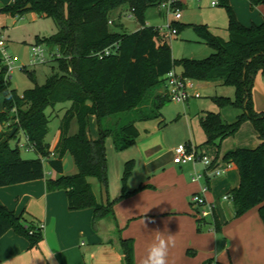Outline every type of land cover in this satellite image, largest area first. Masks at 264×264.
Returning <instances> with one entry per match:
<instances>
[{
  "label": "trees",
  "instance_id": "obj_1",
  "mask_svg": "<svg viewBox=\"0 0 264 264\" xmlns=\"http://www.w3.org/2000/svg\"><path fill=\"white\" fill-rule=\"evenodd\" d=\"M160 1L19 0L0 8V12L12 16L21 17L32 11L52 18L58 30L51 36L38 37V44L60 54L51 59L58 64L59 71L53 72L45 84L35 81L32 88L20 94L12 87L9 67L0 52V126L4 131L16 128L0 141V187L45 178L44 162L48 159L59 174L57 178H47L48 191L66 190L71 210L94 208V224L107 216H115V202H100L89 178H97L102 188L108 190L107 139H112L117 151L136 144L141 135L138 122L162 116L161 107L170 99L167 89L165 94L158 93V89L166 85L167 74L180 64L186 77L203 82L221 81L236 88L235 99L214 98L221 108L240 111L234 121L225 120L221 112L208 111L200 123L207 136L205 144L218 147L223 140L234 136L246 121L253 123L261 143L253 149L230 151L224 159L235 163L240 171V185L232 190L236 217L260 206L264 221V112H257L253 102L256 78L260 72L264 75V22L245 26L230 0H218L228 12L229 39L217 35L207 25H195L199 35L215 52L204 59L177 61L171 45L161 40L158 28L147 23L148 9L157 7ZM249 1L253 7L264 5V0ZM29 4L31 8L27 9ZM125 7L140 23V28L131 33L112 30V26H120L113 17L120 19ZM174 24L179 29L184 27L179 22ZM116 42L119 43L117 54L103 59L95 55ZM67 103L70 105L65 106ZM59 105L65 113L59 126V140L52 149L46 140L52 117L48 110H55ZM93 116L97 118V138L91 131ZM75 119L79 129L71 135ZM22 134L33 145L36 158L22 157L19 142ZM12 138L19 140L14 148L10 146ZM67 154L75 161L76 173H64L63 159ZM134 168V160L126 163L124 190ZM129 194L125 192L123 196ZM39 225L24 213L18 215L0 204V238L13 229L26 237L33 247L43 238ZM220 228L216 222V229ZM120 245L125 264H136L134 239L121 237ZM208 263L223 264L214 259Z\"/></svg>",
  "mask_w": 264,
  "mask_h": 264
},
{
  "label": "crops",
  "instance_id": "obj_2",
  "mask_svg": "<svg viewBox=\"0 0 264 264\" xmlns=\"http://www.w3.org/2000/svg\"><path fill=\"white\" fill-rule=\"evenodd\" d=\"M17 1L0 0V8ZM230 2L245 26L264 22V5L253 7L249 0ZM185 3L182 0V5ZM206 83L224 85L221 81ZM166 89L164 85L158 93L165 94ZM198 99L191 98L183 103L184 116H179L177 122L183 125L184 131L173 142L169 140L167 129L156 131L154 136L147 133L146 138L141 134L136 144L123 151H117L113 141L108 143L107 139L108 190L102 188L97 178V185L91 179L94 177L89 181L100 202H115V216H107L94 224V208L71 210L66 190L48 191L47 178L59 176L48 160L44 162L45 178L0 187L1 205L45 225L42 240L33 247L26 237L13 229L7 231L0 238V264H125L121 237L134 239L135 261L141 264L147 245L154 240L155 231L164 232L165 229L167 234L175 235L176 241L170 249L168 264H214L208 263L210 259L223 264H264V221L260 206L236 217L233 201L224 199L241 182L238 166L226 161L225 154L239 148H256L261 143L259 133L251 121H246L234 136L223 140L220 147L205 144L207 136L200 119L208 110H199L195 104ZM253 102L257 112H264V75L261 72L255 81ZM0 105L1 112L2 96ZM192 110L202 131L195 128ZM221 114L224 118V112ZM239 114V110L228 107L227 121H234ZM15 129L4 131L0 126V141ZM78 129L75 119L70 134H76ZM91 131L97 138L99 131L95 116L91 119ZM59 136L60 130L51 144L52 149ZM181 143L192 145L199 157H210L221 174L206 173V166L200 159L195 163H175L174 149ZM130 160L135 161V168L124 190V170ZM63 165L65 174L78 171L71 154L64 157ZM112 168L114 178L110 174ZM197 173L206 175L203 179H196ZM118 187L119 195L115 196ZM204 187H208L205 198L215 205L214 215L208 218H200L196 213L198 209L191 202L192 195ZM125 192L130 194L123 196ZM216 222L220 224L219 231ZM49 251L55 253L53 261L36 260L44 258Z\"/></svg>",
  "mask_w": 264,
  "mask_h": 264
},
{
  "label": "rangeland",
  "instance_id": "obj_3",
  "mask_svg": "<svg viewBox=\"0 0 264 264\" xmlns=\"http://www.w3.org/2000/svg\"><path fill=\"white\" fill-rule=\"evenodd\" d=\"M183 1L186 3L181 7V19H176L174 13H171L168 19L165 14L159 12L157 7H151L146 13L147 23L149 26H154L164 31V37L171 45L173 56L177 61L183 58H207L215 51L206 44L194 26L207 25L214 33L228 40L230 37V32L228 30V12L226 8L220 4L214 6L212 4L213 0ZM119 12H121V10L117 12V15ZM113 18L116 20L115 23L117 22L120 24V26H112V30L114 31L131 33L140 28V23L136 20L128 7L123 9V15L120 19H117V17ZM175 21L184 25V27L179 29V27L175 25L179 33L171 36V30L168 29L167 26L169 23ZM57 30L58 26L52 18L39 16L32 11L24 13L21 17L0 12V34L6 40V50L11 55L13 62L10 71L11 84L20 94L32 88L35 85V81L40 85L45 84L48 77L53 74V72L59 71L58 64L50 59L45 63L32 62V47L38 44V37L51 36ZM175 70L178 74H182V66L180 64L176 66ZM196 86L198 92L201 94V98L195 102L199 110L205 109L212 112L222 111L224 112V119L228 120V107L221 108L217 102H215L214 98L230 97L235 99L236 95L234 94L236 88L233 85H221L218 83L208 84L203 81H196ZM152 97L150 99H152ZM69 105L70 104L67 103L65 106ZM61 107L62 106L59 105L55 110L51 108L48 110V114L52 115V117L46 140L50 144H53L57 139L61 119L65 113V109H61ZM160 112L162 116L152 120L138 122L141 134L146 138L147 133H151L150 135L154 136L157 133L156 131L159 130L163 132L167 129L170 142L177 140L179 135L184 131L183 125L177 122L179 116H184L183 103L169 100L161 107ZM194 112L195 111L192 110L191 118L194 120L195 128L202 131L200 130L201 127L197 122L198 119L195 118ZM132 115H135V113H132ZM152 129L155 130L153 133L151 132ZM18 141V139L12 138L10 140V146L13 148L16 147ZM19 142L20 145L26 143V136L24 134L20 136ZM111 142L112 139L109 138L108 143ZM20 149L23 158L32 159L38 156L34 149L22 146H20ZM110 174L111 178H114L113 168ZM91 179L97 185V180L95 178Z\"/></svg>",
  "mask_w": 264,
  "mask_h": 264
},
{
  "label": "built area",
  "instance_id": "obj_4",
  "mask_svg": "<svg viewBox=\"0 0 264 264\" xmlns=\"http://www.w3.org/2000/svg\"><path fill=\"white\" fill-rule=\"evenodd\" d=\"M181 4L182 0H161L158 4L157 8L159 12L165 14L169 19L170 14L174 13L176 19H181ZM212 4L214 6L218 5V0H213ZM176 22V21H175ZM175 22H171L168 24L167 28L171 30V36L179 33L178 29L175 27ZM161 40L166 41L164 37V31L158 28ZM166 35V34H165ZM6 40L0 34V52L5 64L9 67V72L12 68V57L6 50ZM119 50V43L116 42L113 45L106 47L103 51H99L95 53L100 59L104 57L110 56L112 54H117ZM32 62L33 63H45L51 60L54 57H60V54L48 49V47L44 44H36L32 47ZM166 87H167V95L170 100L178 102V103H186L191 98H200L201 94L196 90V80L186 77L183 74H178L175 69L170 71L166 76ZM20 146L27 147L33 149V145L29 142L26 137V143H22ZM55 154L52 153L51 157ZM174 162L177 164L189 163V162H197L200 159L201 162L206 166L207 172L213 175L221 174V170L214 166V162L207 155L199 157L196 149L188 144L181 143L174 149ZM48 160V159H46ZM45 160V161H46ZM206 173H197L196 179H203ZM208 190V187H204V189L200 192L194 193L191 197L192 204L198 209L197 215L200 218H208L214 215L215 205L209 203L204 196V193ZM225 200H232V193L224 196ZM39 227L44 230L45 225L40 224Z\"/></svg>",
  "mask_w": 264,
  "mask_h": 264
},
{
  "label": "clouds",
  "instance_id": "obj_5",
  "mask_svg": "<svg viewBox=\"0 0 264 264\" xmlns=\"http://www.w3.org/2000/svg\"><path fill=\"white\" fill-rule=\"evenodd\" d=\"M119 187L115 190L114 195H119ZM154 240L149 243L145 250V255L141 260V264H168L169 252L175 246V235L167 234V229L164 232L155 231ZM54 252H47L44 258H36L41 261H53ZM103 260V257L99 258Z\"/></svg>",
  "mask_w": 264,
  "mask_h": 264
},
{
  "label": "water",
  "instance_id": "obj_6",
  "mask_svg": "<svg viewBox=\"0 0 264 264\" xmlns=\"http://www.w3.org/2000/svg\"><path fill=\"white\" fill-rule=\"evenodd\" d=\"M29 8H31V5L30 4L27 6V9H29Z\"/></svg>",
  "mask_w": 264,
  "mask_h": 264
}]
</instances>
